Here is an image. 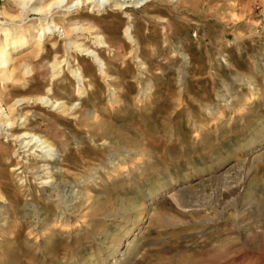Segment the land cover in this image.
I'll list each match as a JSON object with an SVG mask.
<instances>
[{"label": "rangeland", "instance_id": "1", "mask_svg": "<svg viewBox=\"0 0 264 264\" xmlns=\"http://www.w3.org/2000/svg\"><path fill=\"white\" fill-rule=\"evenodd\" d=\"M53 1L21 16L0 0V26L29 32L13 55L32 70L0 81L2 100L64 105L25 104L13 130L48 140L51 161L0 135V264H264V0H155L129 24L53 11L66 32L94 30L70 38L102 65L58 35L35 48L48 22L30 10ZM57 58L69 69L52 80Z\"/></svg>", "mask_w": 264, "mask_h": 264}, {"label": "bare ground", "instance_id": "2", "mask_svg": "<svg viewBox=\"0 0 264 264\" xmlns=\"http://www.w3.org/2000/svg\"><path fill=\"white\" fill-rule=\"evenodd\" d=\"M22 3V13L21 16H24L27 13V7L33 0H20ZM155 0H54L46 7L42 4L41 7H34V9L30 10L35 15H44L45 20L48 23H42L39 28L36 30L37 36L35 37L36 47L41 49V47L47 46L45 43L46 37L49 38L51 36H60L61 39L66 40V53L70 54V52L77 51L83 53L90 58H92L98 64H101V60L95 51L90 49H85L82 45L75 42L71 36L72 33L76 31H86V33H93L92 29H85L79 27H73L72 32L69 30L67 33L62 27H59L54 19L52 12L55 10H62L63 17L66 18L67 15L73 12H78L80 9L89 8L91 13L93 12H105L107 10L122 12L125 18L128 20V24L135 22L134 15L130 13V11L139 10L149 3ZM129 11V12H128ZM51 15V16H50ZM21 16L16 19H20ZM15 20V19H14ZM16 21V20H15ZM125 36L128 38L130 42H134L136 39L134 37L131 26H128L125 29ZM80 33V32H79ZM29 34L26 28H9L5 26H0V36L4 37V40H0V81L4 84L6 83H16L19 79H16V74L19 72H23V76L29 75L32 70L28 65H23L18 62L20 58H15V53L19 47H24L29 44V39L26 36ZM79 38V37H78ZM96 39L100 46L108 47L104 38L99 35H95L93 37ZM135 39V40H134ZM56 44L53 45L55 48ZM56 50V49H55ZM37 51V53H38ZM41 52V50H40ZM43 52V51H42ZM35 53V52H34ZM43 54V53H42ZM38 57V55H37ZM26 62V61H25ZM18 65V67H17ZM68 67L69 63L66 58L62 61H59L58 58L51 64L52 70V80L58 79L65 72V69ZM74 76L79 78L80 76L73 72ZM76 74V75H75ZM16 76V77H15ZM80 81V78H79ZM48 90L51 91L49 88ZM80 93V90H79ZM25 104H41L44 107H59L64 108V105H57V103H52L51 99L48 96H38L37 98H25L15 101L13 104H7L4 100H2L0 96V135H4V132H7L4 137L12 138V142L17 146L18 152L23 151L24 153L30 152L32 148H36V152H40L41 154L46 155V159L49 161L54 159L56 155V149L53 145L49 143L44 137L34 133L33 130L22 132L18 135L13 133V130L18 129L20 127H27V118L26 115H22L20 113V107ZM61 110V109H60ZM62 111V110H61ZM29 130V129H28ZM31 155V154H30ZM44 157V158H45ZM39 158V157H38ZM21 160V159H20ZM48 171V170H47ZM50 183V182H49ZM179 194V193H178ZM178 201V200H177ZM144 219V218H143ZM146 220V219H145ZM144 220V221H145ZM142 219H139L138 222H142Z\"/></svg>", "mask_w": 264, "mask_h": 264}]
</instances>
